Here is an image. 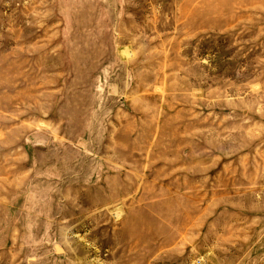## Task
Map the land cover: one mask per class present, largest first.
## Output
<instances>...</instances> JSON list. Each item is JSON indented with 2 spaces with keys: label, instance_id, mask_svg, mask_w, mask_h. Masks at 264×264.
<instances>
[{
  "label": "rangeland",
  "instance_id": "obj_1",
  "mask_svg": "<svg viewBox=\"0 0 264 264\" xmlns=\"http://www.w3.org/2000/svg\"><path fill=\"white\" fill-rule=\"evenodd\" d=\"M0 264H264V0H0Z\"/></svg>",
  "mask_w": 264,
  "mask_h": 264
}]
</instances>
